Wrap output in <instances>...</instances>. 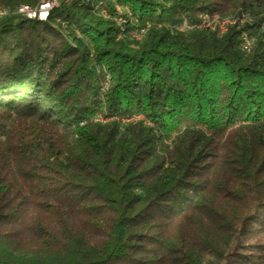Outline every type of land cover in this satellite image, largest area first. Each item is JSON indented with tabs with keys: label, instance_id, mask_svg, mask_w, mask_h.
I'll list each match as a JSON object with an SVG mask.
<instances>
[{
	"label": "trees",
	"instance_id": "16d2710c",
	"mask_svg": "<svg viewBox=\"0 0 264 264\" xmlns=\"http://www.w3.org/2000/svg\"><path fill=\"white\" fill-rule=\"evenodd\" d=\"M38 2L0 0V264H264V0Z\"/></svg>",
	"mask_w": 264,
	"mask_h": 264
},
{
	"label": "rangeland",
	"instance_id": "374dc122",
	"mask_svg": "<svg viewBox=\"0 0 264 264\" xmlns=\"http://www.w3.org/2000/svg\"><path fill=\"white\" fill-rule=\"evenodd\" d=\"M105 12H106V14H105ZM101 15L103 16V18H105V19H108V20H111V21H113L114 23H115V25L117 26V28L119 29V32H118V34H117V38H121L123 35H124V33H125V25H126V19L124 18V17H122V16H113V15H111V14H109L108 12H107V10H105V9H103L102 11H101ZM206 15V16H205ZM208 17H209V19H208ZM230 18V20L231 19H233L231 16H220V15H217V14H209V13H202V14H199L198 15V17H197V21L195 22V23H197V22H199V21H208V20H210V22L211 23H214L215 25L217 24H219L220 25V27L221 28H223V31H221V28L218 30H213V31H217L219 34H223V33H225V30H227V28H228V26H230V25H228L227 26V28H226V26H224V27H222L221 26V21H225L226 19H229ZM21 19V17H18V18H16V20L18 21V20H20ZM217 19V20H216ZM218 19L220 20V22L218 23ZM209 22V21H208ZM244 22V20H241V21H237V23H236V20L235 19H233V22L232 23H230L231 25H235V24H237V25H241L242 23ZM218 25V26H219ZM224 25H226V24H224ZM264 25V24H263ZM184 28V27H183ZM193 29H197V28H193ZM201 29V28H200ZM262 29L264 30V28L262 27ZM192 30V29H191ZM221 31V32H220ZM127 34H129L132 38H134L135 40H138V41H140L142 38H143V36H144V34H145V30L144 29H139V30H130V31H127L126 32ZM143 33V34H142ZM139 36V37H138ZM141 36V37H140ZM242 39H243V41H248L249 42V39L245 36V35H243L242 36ZM249 45H247V47H248ZM136 118H140V117H134V119H136ZM110 118H108V120H109ZM99 120L100 121H106L107 119H104V118H102V117H100L99 118ZM126 120H128V119H124V121H126Z\"/></svg>",
	"mask_w": 264,
	"mask_h": 264
},
{
	"label": "built area",
	"instance_id": "2783aa9c",
	"mask_svg": "<svg viewBox=\"0 0 264 264\" xmlns=\"http://www.w3.org/2000/svg\"><path fill=\"white\" fill-rule=\"evenodd\" d=\"M54 2H61V3H67L68 0H42L41 1V6L39 7V9H24V11H17L15 10L14 14L18 15L19 17H25V18H38V19H43V10L46 6H48V4H52ZM7 11L6 9H1L0 10V16L6 15ZM209 21V22H208ZM207 22L204 21H199L196 24L193 25H188L186 23H184V28L186 29H193V28H197V29H207V28H217L220 29V25L218 26L217 24L215 25L214 23H211L210 20H208ZM220 22V20H218V23ZM223 21H221V26L223 25ZM220 27V28H219ZM222 29V28H221ZM245 47H247V45H249V43H244L243 44Z\"/></svg>",
	"mask_w": 264,
	"mask_h": 264
},
{
	"label": "bare ground",
	"instance_id": "6f19581e",
	"mask_svg": "<svg viewBox=\"0 0 264 264\" xmlns=\"http://www.w3.org/2000/svg\"><path fill=\"white\" fill-rule=\"evenodd\" d=\"M41 1L42 0H39V2H38V4L36 5V6H30V5H27V4H22V5H20L16 10L17 11H24V9H27V8H29V9H39V7L41 6ZM61 2H54V3H52V4H48V6H46L45 8H44V10H43V19H38V18H25V17H22V18H25V19H30V20H32V19H35V20H38V21H45V20H47L48 19V17H49V15H50V13H51V11L54 9V8H56V7H58L59 6V4H60ZM105 14H106V12H105ZM206 16V15H205ZM229 18V17H228ZM208 19H209V17H208ZM217 20V19H216ZM219 20V19H218ZM233 22V19H231L230 20V18L229 19H226L224 22H223V25H222V27H224V26H226V28H227V26L228 25H231L230 23H232ZM224 24H226V25H224ZM183 26H184V24H183ZM263 28H264V25H263ZM207 29H210V30H217V28H207ZM219 30V29H218ZM221 31H223V28L221 29ZM220 31V32H221ZM226 31V30H225ZM143 34V33H142ZM139 37V36H138ZM141 37V36H140ZM245 43H248V41H245Z\"/></svg>",
	"mask_w": 264,
	"mask_h": 264
}]
</instances>
